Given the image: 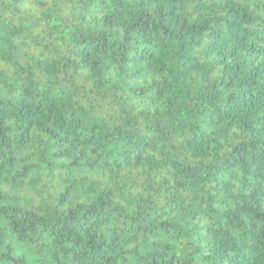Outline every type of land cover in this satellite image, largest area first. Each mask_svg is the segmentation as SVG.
<instances>
[{
	"label": "trees",
	"instance_id": "16d2710c",
	"mask_svg": "<svg viewBox=\"0 0 264 264\" xmlns=\"http://www.w3.org/2000/svg\"><path fill=\"white\" fill-rule=\"evenodd\" d=\"M0 264H264V0H0Z\"/></svg>",
	"mask_w": 264,
	"mask_h": 264
}]
</instances>
